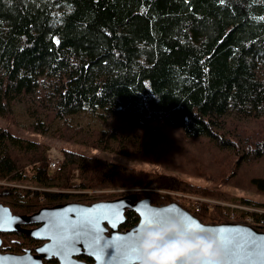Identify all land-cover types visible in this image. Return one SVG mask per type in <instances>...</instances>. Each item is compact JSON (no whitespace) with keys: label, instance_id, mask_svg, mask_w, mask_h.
I'll use <instances>...</instances> for the list:
<instances>
[{"label":"trees","instance_id":"16d2710c","mask_svg":"<svg viewBox=\"0 0 264 264\" xmlns=\"http://www.w3.org/2000/svg\"><path fill=\"white\" fill-rule=\"evenodd\" d=\"M19 105L35 135L68 132L88 148L152 164L161 156L145 138L172 130L188 174L217 188L67 149L62 171L50 174L46 145L0 128V204L13 215L94 190L135 189L153 206L172 202L141 191L224 202L232 200L220 191L226 186L264 195V0H0V118ZM79 116L94 127L72 125ZM204 206L186 211L210 225L250 216L264 233V213L235 211L230 223L229 209ZM124 215L121 232L139 221L134 211ZM0 239L1 254L44 244L19 232Z\"/></svg>","mask_w":264,"mask_h":264},{"label":"water","instance_id":"95a60500","mask_svg":"<svg viewBox=\"0 0 264 264\" xmlns=\"http://www.w3.org/2000/svg\"><path fill=\"white\" fill-rule=\"evenodd\" d=\"M134 197L127 195L113 201H100L90 205L71 202L41 209L28 217L13 215L9 208L0 204V234L19 232L28 235L33 240L44 242L36 249L35 255L31 252L21 255L0 253V264H43V261H50L52 258L56 259L58 264H89L78 260L80 256L88 257L93 264H134V257L139 255L137 243L139 232L145 228L163 227L172 219L180 222L184 218H189L199 225L198 233L217 241L223 264H264L263 232L241 224H203L176 203L153 206L149 197L139 201H135ZM127 210L134 211L139 222L134 228L121 232L119 227L125 221L124 214ZM152 214H158L160 222L153 225L145 224ZM97 219H99V227L103 229L100 234L113 244V247L107 250L109 256L125 243L128 245V254L125 256L116 252L114 258L108 260L98 254L100 246L91 236L79 237L80 242L75 244L78 251L70 255L63 254V246L68 243V240L77 239L75 231L78 230L79 225ZM30 225H37V227L30 230L23 228ZM221 229L224 231H220ZM221 241L224 243L222 244ZM237 242L242 247L237 246ZM1 245L0 239V247ZM250 247L254 249L251 254L248 252ZM160 264H168L167 259L161 257Z\"/></svg>","mask_w":264,"mask_h":264},{"label":"rangeland","instance_id":"374dc122","mask_svg":"<svg viewBox=\"0 0 264 264\" xmlns=\"http://www.w3.org/2000/svg\"><path fill=\"white\" fill-rule=\"evenodd\" d=\"M24 108L19 105L15 106L14 114L11 116V119H4L0 118V128L6 129L10 133L26 140L40 142L47 146V155L49 159V166L48 170L50 174H57L62 171V164L64 162L63 150L67 149L85 156H93L99 160H105L107 162L115 163L121 165L123 167L135 168L143 171H157L162 173L165 176L174 177L180 180H190L195 184H199L204 186L210 190L216 189L217 186L212 184V182L205 180V179H195L192 178V175L188 174L186 170V166L177 159V156L180 152H177L176 149L172 146V140L178 138V133L169 130L162 133L159 138H155V135H149L145 138L148 146L151 148L153 153L161 156L160 162L157 163H148L138 158H132L127 156H122L114 153L113 151H102V150H95L94 148H88L86 145L79 144L80 142L77 140L79 136H70L68 132L60 133L59 136L50 137V136H39L35 135L30 132L26 127L28 126L30 120L25 117L24 115ZM72 125L74 126H82L87 128H93L94 123L89 122L88 118L85 116H79L72 121ZM83 136H81L82 138ZM85 141V140H82ZM81 141V143H82ZM79 142V143H78ZM197 144V143H196ZM196 144L191 145L188 148V151L195 152L196 151ZM58 162L59 170H52L50 167V161ZM262 164H258L256 166L257 169H260ZM229 169V167L227 168ZM73 181L78 183V173L75 171ZM255 175H260V173H255ZM2 185V183H0ZM144 191V190H143ZM141 193H152L158 192L164 197H168L167 201L176 203L181 205L186 209L187 208H195L199 205L200 209L202 205L205 207H209L208 204H217L212 205L209 208L214 206H219L222 210L229 209L231 213V217H236L232 215L235 211L243 212L248 214L254 213H264V195L257 193L256 191L248 188L246 190L241 189H234L232 186L221 187L220 191L226 193V195L232 199L231 201H222L214 198H206L197 195H186L172 191L166 190H150L147 189V192ZM140 191L135 189H115V190H94L88 192H79L82 194L83 197H80L77 200H72L70 203H83V204H90L96 203L100 201H113L119 199L122 196H127L131 194H138ZM141 196V195H140ZM80 200L81 202H78ZM135 201L141 200V198L134 197ZM246 201L249 204H246ZM204 202V203H201ZM208 203V204H207ZM43 205L45 203H42ZM51 208V207H48ZM44 209V208H42ZM200 211H195L198 213ZM250 216H240V223L242 225H252L256 227L255 229L258 230L259 228L256 224L252 222ZM236 220H230V223L235 222ZM139 222V221H138ZM37 225H30L28 228H36ZM27 229V228H26ZM30 230V229H28ZM35 255L34 253H31Z\"/></svg>","mask_w":264,"mask_h":264},{"label":"clouds","instance_id":"9594fccd","mask_svg":"<svg viewBox=\"0 0 264 264\" xmlns=\"http://www.w3.org/2000/svg\"><path fill=\"white\" fill-rule=\"evenodd\" d=\"M137 243L139 255L134 257V264H160L161 257L168 264H223L215 239L196 232L185 233L175 219L160 228L143 229Z\"/></svg>","mask_w":264,"mask_h":264},{"label":"snow or ice","instance_id":"6c2138e0","mask_svg":"<svg viewBox=\"0 0 264 264\" xmlns=\"http://www.w3.org/2000/svg\"><path fill=\"white\" fill-rule=\"evenodd\" d=\"M160 222V219L158 217V214H152L148 217L145 224L147 225H153ZM187 232H196L198 233L200 231L199 225L195 223V221H191L189 218H184L182 221L179 222ZM220 231H224L221 229ZM103 232V229L99 227V219L95 221H88L85 223H82L79 225L78 230L75 231V235L77 239H69L68 243L63 246L62 252L65 255H70L72 252L78 251L76 249L75 244L79 243V237L82 236H91L96 244H98L99 252L98 254L102 257H106L108 260H111L114 258V254L118 252L121 255H127L128 254V245L125 243L120 248H117L114 250V253L109 256L108 249L110 247H113V244L111 241L105 240L104 237L100 234ZM103 241V243H101ZM223 244L224 242L221 241ZM237 246L242 247V245H239V242H237ZM254 251L253 248H249L248 252L251 254Z\"/></svg>","mask_w":264,"mask_h":264},{"label":"built area","instance_id":"2783aa9c","mask_svg":"<svg viewBox=\"0 0 264 264\" xmlns=\"http://www.w3.org/2000/svg\"><path fill=\"white\" fill-rule=\"evenodd\" d=\"M50 167H51V169L54 171V170H59L60 168H59V166H58V162L56 163L55 161H50ZM201 203H204V202H201ZM208 204V203H207ZM212 205H217V204H208V206L209 207H211ZM186 209L188 210V209H191V208H187L186 207ZM192 209H196L195 211L197 212V210L199 211V205H197L195 208H192ZM191 209V210H192ZM248 218H250L251 220H252V222L254 223V224H256L258 227H263L262 225H260V224H258V223H256V222H254V219L252 218V217H248ZM231 219H233V217H231ZM248 226H251V227H253V228H256V227H254V226H252V225H249V224H247ZM258 229V228H257Z\"/></svg>","mask_w":264,"mask_h":264},{"label":"flooded vegetation","instance_id":"af4514ba","mask_svg":"<svg viewBox=\"0 0 264 264\" xmlns=\"http://www.w3.org/2000/svg\"><path fill=\"white\" fill-rule=\"evenodd\" d=\"M136 200H137V196H136ZM28 227H29V226H25V227H23V228H24V229H26V228H27V229H31V228H28ZM7 254H8V253H7ZM20 255H21V254H20ZM80 257H82V256H80ZM77 259L80 260L79 257H78ZM43 262H44V261H43Z\"/></svg>","mask_w":264,"mask_h":264}]
</instances>
